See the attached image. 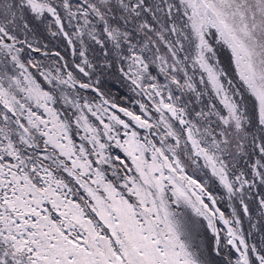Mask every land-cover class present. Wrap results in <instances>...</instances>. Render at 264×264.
<instances>
[{"label":"snow or ice","instance_id":"1","mask_svg":"<svg viewBox=\"0 0 264 264\" xmlns=\"http://www.w3.org/2000/svg\"><path fill=\"white\" fill-rule=\"evenodd\" d=\"M0 264H264V0H0Z\"/></svg>","mask_w":264,"mask_h":264},{"label":"rangeland","instance_id":"2","mask_svg":"<svg viewBox=\"0 0 264 264\" xmlns=\"http://www.w3.org/2000/svg\"><path fill=\"white\" fill-rule=\"evenodd\" d=\"M58 42L53 41L52 44L50 45V47H54ZM126 94V93H125Z\"/></svg>","mask_w":264,"mask_h":264}]
</instances>
